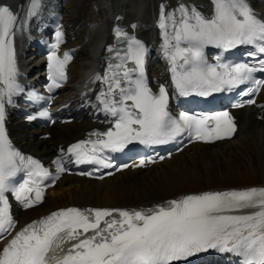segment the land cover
I'll use <instances>...</instances> for the list:
<instances>
[{"label": "snow or ice", "instance_id": "snow-or-ice-1", "mask_svg": "<svg viewBox=\"0 0 264 264\" xmlns=\"http://www.w3.org/2000/svg\"><path fill=\"white\" fill-rule=\"evenodd\" d=\"M211 5L210 16L195 5L179 4L172 11L160 6V51L169 66L171 86L177 97H207L238 88L240 95L255 96L264 89V75L256 76L264 74V19L257 17L247 0H211ZM39 8L40 0H30L21 19L8 6H0V241L8 240L0 248V264H180L210 249L238 257L239 264H264V188L189 194L147 208L68 207L15 231L9 195L23 210L31 209L43 202L46 187L67 171L58 160L53 177L39 161L14 147L5 127L6 105L25 91L18 81L15 35L24 31ZM63 38L57 29L50 45L49 93L67 80L73 58L67 52L59 55ZM114 38L116 44L106 49L104 72L92 80L101 86L95 99L111 117L112 127L92 133L94 140L69 146L66 153L75 164L97 165L96 171L120 170L108 154L123 152L133 143L152 147L182 142L185 136L204 143L233 137L237 129L228 111L174 116L168 88L160 85L153 92L150 87L145 69L148 47L118 26ZM239 46H249L254 63L225 62L221 54L215 63L208 62L206 49L227 53ZM244 103L255 100L234 106ZM39 117L51 120L47 110ZM155 162L141 159L136 167ZM21 174L24 179L18 183Z\"/></svg>", "mask_w": 264, "mask_h": 264}, {"label": "bare ground", "instance_id": "bare-ground-1", "mask_svg": "<svg viewBox=\"0 0 264 264\" xmlns=\"http://www.w3.org/2000/svg\"><path fill=\"white\" fill-rule=\"evenodd\" d=\"M42 1L45 3L48 1L54 2V5H50L53 9H72L73 17L70 19L69 23L65 25V29L73 31L76 37H81V42L79 44L80 47L77 49H81L85 53L83 58L79 60L81 61V64L79 65L80 71L78 77H76L77 81L74 83L75 85L66 92L68 93L66 96L69 98L67 103L70 104V102H74L73 109L78 112L82 110L81 115L72 123L73 125H65H71L73 128L68 132L66 131L67 133L61 136L59 134L57 135V133H60L59 130L62 128L57 126H65L57 125L54 127V129L56 128L55 132H52V130L47 131L53 133L55 136L51 140L19 142L26 152L43 158L48 157V153L52 151L56 153L61 145L66 148L68 145L84 138L87 132L96 127H101L100 121H94L95 116L100 114V109L97 103L94 102V98H84L83 93L85 92L84 95H87L86 91L93 88L94 83H92V80L98 74L99 67L104 65L102 59L105 55L106 49L110 44L113 45V33L115 27L123 26L126 31L135 33L136 24L139 23L137 37L142 42H147L149 45H154L156 47L154 50L155 54L150 60V72L152 77L158 75L166 77L167 65L158 64L160 56L157 53V50L159 49L158 46L161 44L160 29H158L157 36L150 35L148 31V25L150 24L151 18L150 15L153 12H156L157 26L159 24L160 9L157 8L160 0H83L79 3H73L75 0ZM178 1L185 2L186 5H195L198 9L202 8L200 5L201 0H173V8H167L168 11H172L177 6ZM252 1L255 4L258 3V0ZM29 4L30 0H0V6H8L14 13L21 16V19L24 18ZM257 7L258 9H261L260 6ZM203 14L205 16H210L212 10L206 9V12H203ZM38 17H41V14L34 17L33 21ZM133 25H135L134 29ZM15 39L17 45V61L18 65L22 67V63H25L23 59L21 63L23 53L21 54L20 52L19 54V50L24 48V43L26 42L27 37L23 31L17 32ZM25 68L28 67L25 66ZM263 96L264 91L261 94V98ZM259 101L261 102V100ZM237 114L242 119L241 130L237 133L236 139L233 142L219 143L215 146L195 144L185 149L179 155L173 157L170 161H165L164 164L157 165L155 169L138 172L127 171L102 182L86 180L74 176L65 177L60 183H58L55 189L50 191L49 198L42 207L23 214L20 217V220L23 224H27L51 211L70 206L81 208L97 207L132 209L148 207L160 202V200L163 201L164 199L159 200L154 198L163 193H170L174 189H177L176 187L178 185L184 183L182 177L190 173L186 171L188 169L187 163L183 162L178 166H171V171H169V173L159 176L155 175L154 178H150L146 180V182L136 183L135 185H130V183L124 184L127 181H121L118 178L122 176L130 177L137 174H144L146 172L154 171L163 165H170V162L174 161L176 158L182 157L189 150L210 149L211 151L207 156L214 158V156L217 157L219 155H230L232 154L231 151H234L237 148H245L243 144H246L247 142V145L254 143L257 146H264V122H253L251 118H247L245 111L238 112ZM81 120L84 121L80 123ZM100 120H102V118H100ZM248 126H251L249 132L247 131ZM10 128L12 136L16 142H18V140L26 133H36L38 135L46 133L41 131L30 132L22 130L24 125L15 120L10 125ZM54 138H56V140ZM214 148L218 149L214 151ZM261 156L264 159V154ZM198 157L199 156L191 157L190 161L192 162ZM262 162H264V160ZM192 172L194 173V170ZM111 181L114 182L111 183ZM141 193H146L144 194L146 197H144V199H137L136 197L140 196ZM64 198H67V203L62 207H56V205L53 206V204L62 201ZM140 198L142 197L140 196ZM49 205H51L50 209L48 208ZM43 209H48V211L35 217L31 215L37 211L42 212Z\"/></svg>", "mask_w": 264, "mask_h": 264}, {"label": "rangeland", "instance_id": "rangeland-1", "mask_svg": "<svg viewBox=\"0 0 264 264\" xmlns=\"http://www.w3.org/2000/svg\"><path fill=\"white\" fill-rule=\"evenodd\" d=\"M83 0H75L73 3H79ZM72 9H69L65 13L66 22L72 19ZM72 44L79 45L81 42L80 39H72L70 40ZM83 53V52H82ZM80 54L79 58L76 61L75 68L72 74L74 77H78L81 61L84 54ZM77 79V78H76ZM264 101V96L261 98V102ZM78 124V123H77ZM73 125V124H72ZM264 126V124H263ZM62 128L60 133L57 135L63 136L68 131L73 128V126H57ZM251 126L247 127V131L249 132ZM56 129V128H55ZM55 129L52 132H55ZM62 131V132H61ZM67 131V132H66ZM244 136V135H243ZM55 137V136H54ZM57 138V137H56ZM56 138H54L56 140ZM243 144L245 148H237L234 151H231L232 154L230 155H219L214 156H207L210 153V149H202V150H189L184 154L182 157L174 159V161L170 162L169 164L163 165L160 168L146 172L144 174H137L130 177H119L121 181H127L124 184L135 185L136 183L146 182V180L150 178H154V176L165 175L169 173L171 166H178L181 163L185 162L188 164L187 172H190L187 175L182 177L184 183L178 185L172 192L170 193H163L160 192L156 198L154 199H166L168 197H173L177 195H181L184 193L190 192H203L212 189H219V188H245V187H252L264 184V159L262 158V154H264V146H257L254 143H250L249 145ZM218 148H214L213 150L216 151ZM199 153V154H198ZM199 156L196 160L190 161L191 157ZM192 168V169H191ZM194 170V173L192 172ZM172 173V172H171ZM77 182V181H76ZM114 181H111V183ZM105 185V184H104ZM148 193V192H146ZM146 193H141L140 196H137V199H144L146 197ZM135 201V200H134ZM161 201V200H160ZM65 203H67V198H64L62 201H59L54 205L56 207H62ZM51 208V205L48 206ZM48 209H43L42 212H34L31 215L37 216L43 212H47Z\"/></svg>", "mask_w": 264, "mask_h": 264}]
</instances>
